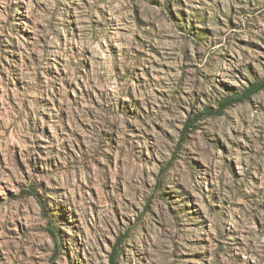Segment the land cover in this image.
<instances>
[{"label": "rangeland", "instance_id": "rangeland-1", "mask_svg": "<svg viewBox=\"0 0 264 264\" xmlns=\"http://www.w3.org/2000/svg\"><path fill=\"white\" fill-rule=\"evenodd\" d=\"M0 264H264V0H0Z\"/></svg>", "mask_w": 264, "mask_h": 264}]
</instances>
